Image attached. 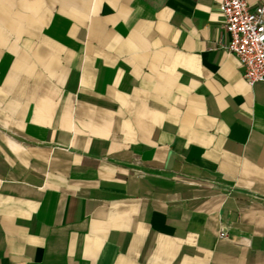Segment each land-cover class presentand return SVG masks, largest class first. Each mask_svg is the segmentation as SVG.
Instances as JSON below:
<instances>
[{
	"label": "crops",
	"instance_id": "crops-1",
	"mask_svg": "<svg viewBox=\"0 0 264 264\" xmlns=\"http://www.w3.org/2000/svg\"><path fill=\"white\" fill-rule=\"evenodd\" d=\"M219 3L0 0V264H264V86Z\"/></svg>",
	"mask_w": 264,
	"mask_h": 264
},
{
	"label": "built area",
	"instance_id": "built-area-1",
	"mask_svg": "<svg viewBox=\"0 0 264 264\" xmlns=\"http://www.w3.org/2000/svg\"><path fill=\"white\" fill-rule=\"evenodd\" d=\"M219 9L229 33L223 47L237 57L247 84L261 82L264 86V0L253 5L246 0H220Z\"/></svg>",
	"mask_w": 264,
	"mask_h": 264
}]
</instances>
